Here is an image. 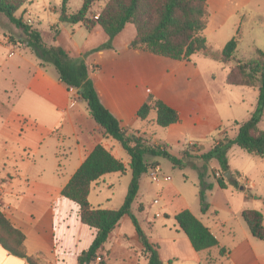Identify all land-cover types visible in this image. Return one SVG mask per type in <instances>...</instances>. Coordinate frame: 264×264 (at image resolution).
<instances>
[{
  "label": "rangeland",
  "instance_id": "obj_1",
  "mask_svg": "<svg viewBox=\"0 0 264 264\" xmlns=\"http://www.w3.org/2000/svg\"><path fill=\"white\" fill-rule=\"evenodd\" d=\"M107 1L94 0L87 18L93 22L96 21L94 17L101 13ZM82 2L83 0H74L69 6L70 12L79 10ZM60 6L61 0H30L16 13V17L22 18L24 23L38 30L46 44L50 45L53 44L50 26L56 24ZM72 27L75 32L68 28L62 33L61 48L63 50L65 48L66 51H64L72 62L83 60L89 65V78L96 84L102 94L103 103L110 108L112 115L124 121V125L127 126L125 130L144 132L146 137L143 135L139 137L147 139L152 145L166 147L172 156L179 159L182 158L184 151L192 150V158L182 160L184 163L182 169L173 166L163 157L147 159L152 168L155 164L159 166L161 177H170V181L161 180L160 183H155L149 178V172L143 175L139 182L138 195L131 206L132 214L140 221L142 230L150 239L166 240L170 235V225L175 224V221L171 220L172 215L181 210H191L195 216H202L196 166L203 164L206 166L205 183L212 185L210 190L204 192V202L208 206L217 208L222 213L228 211L229 202L234 211L239 209L243 205L241 199L246 194L240 192L239 187L244 186L248 190L244 183V176H248L250 183H253L255 187L246 198L245 204L257 206L262 210L264 218L262 202L264 201V157L249 155L236 145L230 147L227 160L231 178L225 181L227 187H232L234 190L232 199L231 192L221 190L216 183V178L220 177L218 162L212 160L205 163L196 158L207 153L223 139H235L238 130L235 123L246 122L256 108L259 85L241 86L242 78L236 66L238 62L245 63L256 58L257 51H264V0H210L207 3V28L204 35L207 46L212 52L220 53L238 31V46L233 59L228 64L206 58L201 54H195L189 62L183 63L150 54L129 52L127 46L135 36V29L131 24H127L124 30L113 38H109L100 29L89 34L83 27L78 28L75 25ZM21 40L20 30L1 15L0 43H6L7 46L20 45L18 49H22L21 54L25 53L29 61L40 64L35 51L25 47ZM95 66L98 69H95ZM44 68L53 75L57 74L51 64H45ZM230 71L231 81L236 86L227 84ZM1 80L0 157L19 153V149L23 146L32 151L42 150L41 153L46 152L50 156L51 154L46 150L47 142L44 143L45 137L53 131L48 123L50 115L40 109L36 117L43 121L39 124L31 122L26 114L22 113L27 109V103L23 98L15 103V92L12 96H6ZM69 91H71L72 100H75L77 90ZM151 96L162 100L177 111L180 122L174 127L161 128L152 122L155 119V113H151L146 122H132L137 109ZM76 101L78 108L85 109L89 113L83 100ZM89 119L92 121L91 118ZM259 128L264 130V114ZM126 133L136 134L129 130ZM102 142L115 158L125 165L128 164L126 152L117 144L109 138H104ZM190 143L196 148L190 146ZM61 152L63 156L68 153L67 147L61 148ZM63 156H58L60 162L55 161L53 166L55 168L58 164L56 169L61 170L60 178L66 177L68 173V166ZM35 158L37 159L36 156ZM51 160L52 157H49L48 161L34 168V172L45 169L46 174H50ZM240 176L243 178L240 179ZM130 181L129 171L124 175L104 176L97 184H93L95 186H92L93 190L89 195L90 205L93 208L119 209L127 195ZM234 181L238 182V186L231 185ZM257 196L263 200H253ZM155 200H158L157 205H153ZM0 213L3 214L1 210ZM150 216L163 218L156 217V224L149 229L146 222L152 223L147 220ZM119 231L123 237L131 239L128 242L124 241L126 246L120 244L113 249V255L109 258L110 264L131 254L132 248L142 246L130 218L122 219ZM104 255L105 258L109 257L105 249L99 258L108 263ZM33 258L37 263L43 264L41 258ZM101 260L95 264H99ZM128 263L147 264V259L143 253L139 255L135 252V257Z\"/></svg>",
  "mask_w": 264,
  "mask_h": 264
},
{
  "label": "trees",
  "instance_id": "obj_2",
  "mask_svg": "<svg viewBox=\"0 0 264 264\" xmlns=\"http://www.w3.org/2000/svg\"><path fill=\"white\" fill-rule=\"evenodd\" d=\"M29 1L0 0V16L7 18L20 30L21 43L35 51L40 60V67L51 64L58 74L59 82L67 90L71 88L77 90L79 98L86 103L91 118L103 131V136L117 142L128 156V164L125 165L104 145L97 144L60 192L62 197L78 206L81 224L95 231L88 249L78 255L77 264H95L103 253L111 232L125 217L130 218L134 225L147 264H163L159 258L157 246L150 242L149 237L142 230L139 221L131 212V206L138 195L141 177L152 168L147 159L163 157L173 166L182 169L184 168L182 160L192 158V150L184 151L182 158L179 159L172 156L165 147L152 145L136 134H127L121 122L101 103L94 84L89 78L86 63L83 60L72 62L62 48L46 44L38 30L24 23L22 18L16 17V13ZM73 1L61 0L59 23L50 28L52 42H55L60 34L59 24H81L87 31H91L97 25L109 38L115 37L127 24H131L136 35L128 45L129 50L147 52L177 62L189 61L193 55L200 53L206 58L228 64L233 59L238 46L237 31L236 36L225 44L220 53H214L209 49L204 36L207 16L206 0H108L94 22L87 18L94 0H83L79 10L70 12L69 6ZM257 54L256 58L245 63L238 62L236 66L242 78L241 86L259 85L254 112L246 122L235 123L238 129L235 139H223L207 153L196 157L205 163L212 160L218 162L220 177L216 178V183L220 189L227 188L223 175L230 170L227 152L232 145H236L249 155L264 157V130L259 128L264 114V51H257ZM227 84L236 86L231 81V71L227 76ZM152 112L155 113L154 123L161 128H168L180 122L177 111L152 97L138 109L137 119L146 121ZM192 147L196 148L195 145ZM196 170L199 178L198 197L201 212L205 213L208 205L204 202V192L210 190L212 185L205 183L206 166L204 164L196 166ZM127 171L131 173V181L123 205L119 209L93 208L89 203L92 185L108 174L124 175ZM231 185L236 187L238 182L234 181ZM241 218L254 238L264 240L263 216L260 212L243 210ZM174 220L196 252L217 248L220 256L228 254L226 249L218 247V242L209 229L188 210L175 214ZM25 238V235L0 213V246L9 255L24 260L26 264H39L33 257L26 254ZM99 264L108 263L101 260Z\"/></svg>",
  "mask_w": 264,
  "mask_h": 264
},
{
  "label": "crops",
  "instance_id": "obj_3",
  "mask_svg": "<svg viewBox=\"0 0 264 264\" xmlns=\"http://www.w3.org/2000/svg\"><path fill=\"white\" fill-rule=\"evenodd\" d=\"M209 1L210 0H207V3H209ZM55 22L56 24L51 25L50 28L59 23V15ZM72 26L74 25L59 24L60 34L55 42H52L54 46L57 45L60 48L62 47L60 45L61 35L68 28L75 32ZM75 26H78V28L83 27L81 24ZM96 29L102 31V29L96 25L91 31L87 32L92 34ZM19 46H7L6 43H0V79H2V89H4L6 96H12L15 92V103L23 98L27 103V109L24 108L25 112L22 113H25L28 117L26 118L31 122L39 124L43 121L40 119L38 120L36 117L37 113H40V109H43V112L50 115L51 118L48 123L50 129H53V131H50L45 137L44 143L47 142L46 150L51 155L49 156L46 152L41 153L42 150H28L23 146L19 149V153L6 154L4 157H0V210L10 223L25 235L24 248L28 256L41 258L43 264H77L78 255L88 249L93 241L95 231L81 224L78 206L62 197L60 192L93 148L97 144L104 145L102 141L107 137L103 136V131L93 121L90 114L87 113L85 109L77 107L76 100L82 101L77 93L75 95V100H72L71 91L67 90L64 85L59 82L58 74L53 75L49 73L44 67L39 66V62L34 63L29 61L26 58L27 55H24L25 53L21 54L22 49H18ZM127 51L150 54L147 52L129 50L128 46ZM150 55L155 56L153 54ZM86 65L89 69V65L87 63ZM95 69H98V67L95 66ZM93 84L101 103L113 114L110 108L103 103L102 94L97 89L96 84ZM151 97L158 99L154 96ZM89 118H91L92 121H90ZM117 120L121 122L123 130H125L127 126L124 125V121L119 118ZM154 120H152V122H154ZM134 121H140L137 119L136 114L132 122ZM175 125L170 127H174ZM128 130L136 133L137 136L143 135L146 137L145 133L142 131L139 132L138 130L133 131L126 129L125 132H128ZM112 141L120 147L117 142L114 140ZM189 145L192 146L193 144L190 143ZM63 147H67L68 149V153L64 152V156L61 152V148ZM58 156L65 157V164L68 166L66 177L60 178L62 173L61 170L56 169L58 164L53 168L55 161L60 162ZM45 157H47V159H44ZM49 157H52L51 175L46 174L45 169L36 170V172H34V168L48 161ZM155 167L159 168L156 164ZM242 178L243 177L240 176V179ZM244 180L245 185L248 187V191L251 192L253 187H255L254 184L250 183L251 181L248 176H244ZM95 184H97V182ZM92 190L93 187L91 191ZM221 190L231 192V199L234 197V190L232 187ZM248 197V194L242 197L241 200L243 205L235 211L228 202V211H223V216L219 209L212 206H208V210L202 213L201 217L195 216L191 210H188L209 229L216 238L218 247L226 249L228 252L226 256H220L217 248L196 252L192 248L186 235L178 228L175 222V224L173 223L170 225V235L166 240H153L149 238L150 242L157 246L158 255L162 263L264 264V240L260 241L254 238L241 218V212L243 210H255L261 214L263 213L262 210L255 205L246 206V198ZM253 200L260 201L263 199L257 196L254 197ZM262 202L264 203V201ZM153 205L155 204L153 203ZM175 214L172 215L173 219L171 220H174ZM156 217L159 219L163 218L161 216ZM156 217L150 216L147 218V220H152V223L146 222L149 229L152 228V225L156 224ZM120 225L121 222L118 227L111 232L106 242L108 245L105 244L104 246L106 253L109 255L108 258H105L106 256L104 255L108 264H110L109 258L113 255V249H116L120 244L126 246L124 241L128 242V240L131 239L126 236L123 237L120 234ZM229 242L231 243L228 244ZM110 244H112V248ZM132 249L133 251L131 254L129 253L123 259L120 258L114 264H127L128 261L130 262L131 259L135 257V252L139 255L142 254V246L138 245ZM0 264L26 263L22 259L9 255L0 246Z\"/></svg>",
  "mask_w": 264,
  "mask_h": 264
},
{
  "label": "built area",
  "instance_id": "obj_4",
  "mask_svg": "<svg viewBox=\"0 0 264 264\" xmlns=\"http://www.w3.org/2000/svg\"><path fill=\"white\" fill-rule=\"evenodd\" d=\"M98 16H99V15L95 16V17H94V20H97V19H98ZM159 173H160V170H159L158 167L151 168V169L149 170V178L151 179L152 182L159 183L161 180H163V181H170V177H168V176H166V177H161V176L159 175ZM154 204L157 205V204H158V201H154ZM149 221L151 222L152 220H149ZM99 260H100V258H98V259L96 260V262L99 261Z\"/></svg>",
  "mask_w": 264,
  "mask_h": 264
},
{
  "label": "water",
  "instance_id": "obj_5",
  "mask_svg": "<svg viewBox=\"0 0 264 264\" xmlns=\"http://www.w3.org/2000/svg\"><path fill=\"white\" fill-rule=\"evenodd\" d=\"M223 177H224L226 180L230 179V178H231V172H230V171L225 172L224 175H223ZM239 191H240V192H245V193L248 194V195L250 194V192H249L248 190H246L244 186H240V187H239Z\"/></svg>",
  "mask_w": 264,
  "mask_h": 264
}]
</instances>
